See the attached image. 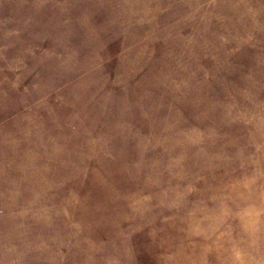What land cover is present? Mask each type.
Returning <instances> with one entry per match:
<instances>
[{
	"label": "rangeland",
	"instance_id": "obj_1",
	"mask_svg": "<svg viewBox=\"0 0 264 264\" xmlns=\"http://www.w3.org/2000/svg\"><path fill=\"white\" fill-rule=\"evenodd\" d=\"M0 264H264V0H0Z\"/></svg>",
	"mask_w": 264,
	"mask_h": 264
}]
</instances>
